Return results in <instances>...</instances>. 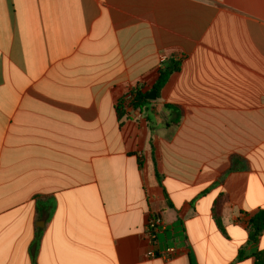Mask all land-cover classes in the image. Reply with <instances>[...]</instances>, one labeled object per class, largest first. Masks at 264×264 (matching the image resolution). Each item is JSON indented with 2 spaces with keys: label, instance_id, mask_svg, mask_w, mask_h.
<instances>
[{
  "label": "crops",
  "instance_id": "1",
  "mask_svg": "<svg viewBox=\"0 0 264 264\" xmlns=\"http://www.w3.org/2000/svg\"><path fill=\"white\" fill-rule=\"evenodd\" d=\"M261 212L264 0H0V264H259Z\"/></svg>",
  "mask_w": 264,
  "mask_h": 264
},
{
  "label": "trees",
  "instance_id": "2",
  "mask_svg": "<svg viewBox=\"0 0 264 264\" xmlns=\"http://www.w3.org/2000/svg\"><path fill=\"white\" fill-rule=\"evenodd\" d=\"M175 71H179V64L176 62L165 65V67L160 70L159 77L153 87V90L156 91L157 98L160 97L161 91L163 90V88L169 81L171 75ZM148 95V93H143V91L138 88L135 92V97L134 100L131 102L130 107L135 110H139L140 112L149 111L152 101L148 100ZM165 108L175 114L174 122L175 124H178L181 119V112L175 107L166 106ZM116 111L120 117L127 115L126 111L123 109L122 102H119L117 104ZM213 211L218 227L220 229H223L221 219L219 218L217 213V207H214ZM250 226L255 236H261L264 232V212H261L256 217L252 218L250 221ZM39 242L40 238L36 240V247L39 245ZM242 257V252H240L239 258L242 259ZM257 259L259 260V264H264V257L262 255L258 254Z\"/></svg>",
  "mask_w": 264,
  "mask_h": 264
},
{
  "label": "built area",
  "instance_id": "3",
  "mask_svg": "<svg viewBox=\"0 0 264 264\" xmlns=\"http://www.w3.org/2000/svg\"><path fill=\"white\" fill-rule=\"evenodd\" d=\"M166 62H168V59L166 57H163L161 60V64H164ZM137 89L130 91L120 100V102H122L123 104V109L127 114H134L139 112L138 110L130 107L131 102L134 100L135 92ZM165 227L166 224L160 215L151 216L146 224V235L152 246L159 244L158 237L160 233L165 230ZM148 256L151 258L163 257L168 260L172 257V249L167 248L162 254L152 250L148 252Z\"/></svg>",
  "mask_w": 264,
  "mask_h": 264
},
{
  "label": "water",
  "instance_id": "4",
  "mask_svg": "<svg viewBox=\"0 0 264 264\" xmlns=\"http://www.w3.org/2000/svg\"><path fill=\"white\" fill-rule=\"evenodd\" d=\"M156 99H157L156 91L153 90V91H151L150 94L148 95V100H150V101H154V100H156ZM254 238H255V236L252 237V239H254Z\"/></svg>",
  "mask_w": 264,
  "mask_h": 264
},
{
  "label": "rangeland",
  "instance_id": "5",
  "mask_svg": "<svg viewBox=\"0 0 264 264\" xmlns=\"http://www.w3.org/2000/svg\"><path fill=\"white\" fill-rule=\"evenodd\" d=\"M167 63V62H166ZM166 63L163 64V67H165ZM162 67V68H163ZM139 111V110H138ZM175 117V115H173ZM173 120H170V122H172Z\"/></svg>",
  "mask_w": 264,
  "mask_h": 264
}]
</instances>
